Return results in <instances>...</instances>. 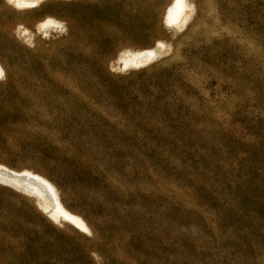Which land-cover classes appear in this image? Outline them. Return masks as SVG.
Masks as SVG:
<instances>
[{
	"label": "rangeland",
	"instance_id": "1",
	"mask_svg": "<svg viewBox=\"0 0 264 264\" xmlns=\"http://www.w3.org/2000/svg\"><path fill=\"white\" fill-rule=\"evenodd\" d=\"M173 1L0 0V164L88 228L0 181V264H264V0Z\"/></svg>",
	"mask_w": 264,
	"mask_h": 264
},
{
	"label": "bare ground",
	"instance_id": "2",
	"mask_svg": "<svg viewBox=\"0 0 264 264\" xmlns=\"http://www.w3.org/2000/svg\"><path fill=\"white\" fill-rule=\"evenodd\" d=\"M39 0H15L20 7H30L37 3ZM185 0H174L173 4L169 8L166 14V21L171 25L179 23L182 15V10L185 6ZM54 20L47 19L41 23V28H46L53 23ZM178 26V25H177ZM153 49H143L132 55L125 56L123 58L124 64L139 65L140 63L146 62L152 55ZM0 72L3 73V67L0 64ZM0 181L15 186L16 188L22 189L32 195L37 196L43 202V207L47 211L49 210L50 215L53 219L74 222L80 228L85 229V221L71 213L61 200L59 191L55 185H53L45 177L34 173L29 170L16 171L3 164H0ZM88 230V228H86Z\"/></svg>",
	"mask_w": 264,
	"mask_h": 264
},
{
	"label": "clouds",
	"instance_id": "3",
	"mask_svg": "<svg viewBox=\"0 0 264 264\" xmlns=\"http://www.w3.org/2000/svg\"><path fill=\"white\" fill-rule=\"evenodd\" d=\"M8 2L9 3H13L14 2V0H8ZM3 77V74L2 75H0V78H2Z\"/></svg>",
	"mask_w": 264,
	"mask_h": 264
},
{
	"label": "snow or ice",
	"instance_id": "4",
	"mask_svg": "<svg viewBox=\"0 0 264 264\" xmlns=\"http://www.w3.org/2000/svg\"><path fill=\"white\" fill-rule=\"evenodd\" d=\"M0 75H2V72H0Z\"/></svg>",
	"mask_w": 264,
	"mask_h": 264
}]
</instances>
